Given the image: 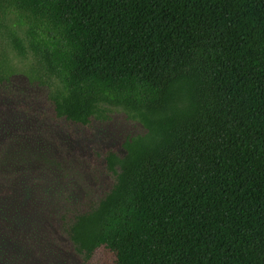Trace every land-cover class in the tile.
Wrapping results in <instances>:
<instances>
[{"label":"trees","instance_id":"1","mask_svg":"<svg viewBox=\"0 0 264 264\" xmlns=\"http://www.w3.org/2000/svg\"><path fill=\"white\" fill-rule=\"evenodd\" d=\"M3 32L56 121L121 109L143 131L107 152L101 193L73 160L2 151L0 212L57 221L86 262L105 248L114 264H264V0H0ZM9 59L0 46V84ZM29 244L5 237L0 264H23Z\"/></svg>","mask_w":264,"mask_h":264},{"label":"rangeland","instance_id":"2","mask_svg":"<svg viewBox=\"0 0 264 264\" xmlns=\"http://www.w3.org/2000/svg\"><path fill=\"white\" fill-rule=\"evenodd\" d=\"M17 35L25 40L26 34L12 24ZM9 35L0 34V46L9 54L12 77L0 84V153L18 147H29L55 153L64 163L75 161L83 171L82 182L94 192L101 193L110 186L113 179L106 173L105 155L114 151L124 154L122 144L130 136L141 133L138 123L126 119L121 109H114L108 118L94 120L88 127L75 126L56 121L51 104L44 88H39L31 73L32 59L17 55L12 48ZM32 82L35 85H32ZM12 160V158H11ZM80 163V164H79ZM19 175L12 180L14 188L23 186L25 177ZM22 179V180H21ZM28 181V180H26ZM18 193V192H17ZM5 194L14 200L15 191L6 187ZM19 194V193H18ZM20 196V194H19ZM0 201L3 197L0 196ZM29 212L34 205H28ZM35 213V212H34ZM34 213H28L27 205L18 204L6 212H0V242L14 231L24 230L30 251L23 257V264H114L116 255L105 249H99L90 262L84 261L72 251L60 232L57 221L45 226L39 218L36 223L30 220ZM41 222V223H39ZM44 223V224H43ZM16 264V262H15Z\"/></svg>","mask_w":264,"mask_h":264}]
</instances>
